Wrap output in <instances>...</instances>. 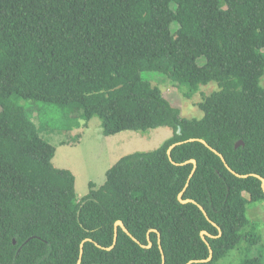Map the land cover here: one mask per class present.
Segmentation results:
<instances>
[{"label": "trees", "instance_id": "trees-1", "mask_svg": "<svg viewBox=\"0 0 264 264\" xmlns=\"http://www.w3.org/2000/svg\"><path fill=\"white\" fill-rule=\"evenodd\" d=\"M263 77L264 0H0V264H78L83 243L82 264H163L158 233L165 264H189L210 257L202 231L213 259L192 264L242 242L241 264H263L262 238L246 230L248 205L264 201L253 176L264 179ZM153 78L187 85L188 98L211 82L219 91L187 119ZM20 100L61 107L67 132L97 117L107 137L173 134L120 158L80 199ZM193 159L183 198L207 216L178 200ZM119 221L138 242L119 228L107 250Z\"/></svg>", "mask_w": 264, "mask_h": 264}, {"label": "rangeland", "instance_id": "rangeland-1", "mask_svg": "<svg viewBox=\"0 0 264 264\" xmlns=\"http://www.w3.org/2000/svg\"><path fill=\"white\" fill-rule=\"evenodd\" d=\"M173 30L176 29L173 28ZM152 80L151 83L154 86L158 85L164 97L187 119H201L203 112L198 104L205 97L219 91L218 84L211 82L208 85H201L199 90L188 98L185 96L189 91L187 85L172 82L167 78ZM261 86L264 87V77L261 80ZM19 103L31 114L33 121L40 128L41 136L57 148L53 165L58 169L70 170L76 177V193L80 199L89 193L90 183H93L96 188L105 183L107 171L120 158L137 152L154 151L173 134L172 129L162 127L147 132L126 131L107 137L103 134L102 122L97 117L89 122L88 130L75 129L67 132L61 128L66 121L61 107L24 100H20ZM79 134H81L80 143L77 146H71ZM62 141L71 145L61 146ZM245 197L249 196L245 194ZM247 212L250 226L246 230L254 229L261 236L263 243L257 246V251H261L264 264V201L250 203ZM246 247L247 244L242 242L215 264H241L248 255Z\"/></svg>", "mask_w": 264, "mask_h": 264}, {"label": "water", "instance_id": "water-1", "mask_svg": "<svg viewBox=\"0 0 264 264\" xmlns=\"http://www.w3.org/2000/svg\"><path fill=\"white\" fill-rule=\"evenodd\" d=\"M180 132V131H179ZM190 141H195V140H190ZM201 143H203L204 145H206L211 151H213L215 154H217L222 160H223V162L225 163V165L227 166V168L230 170V171H232L231 169H230V167L226 164V162H225V159H224V157L220 154V153H218L215 149H213L212 147H210L204 140H199ZM180 143H178V144H175V145H173L170 149H169V151H168V155H169V159L172 161V157H171V150L173 149V148H175L177 145H179ZM244 145V142L243 141H239L238 143H237V145H236V148H238V147H240V146H243ZM173 162V161H172ZM174 163V162H173ZM175 164V163H174ZM187 164H193L194 165V168H193V170H192V172H191V174H190V176H189V180H188V182H187V184H186V186H185V188H184V190H183V192H181L180 194H179V196H178V200L182 203V204H188V203H193V204H196V205H198L194 200H191V199H184L183 198V196H184V193L186 192V190H187V188H188V185H189V182H190V180L192 179V177L194 176V174H195V172H196V168H197V162H196V160H190V161H188L187 162ZM233 172V171H232ZM235 175H237L238 177H241V178H247V177H249V175H238V174H236L235 172H233ZM253 176H255L256 178H258V179H260L261 180V182H262V189H263V192H264V179L262 178V177H260V176H258V175H253ZM198 207L203 211V213L207 216V213H206V211L203 209V207L202 206H200V205H198ZM213 225L214 226H216V224H214L213 223ZM119 228H122V230L128 235V236H130L133 240H135L136 242H138L133 236H132V234L129 232V230L126 228V226L124 225V223L122 222V221H119V222H117L116 223V226H115V238H114V244H113V246L111 247V248H107V250H111L112 248H114V246L116 245V243H117V240H118V229ZM219 231H221L220 229H219ZM155 232H157V231H155ZM158 236H159V247H160V250H161V253H162V259H163V264H165V255H164V252H163V250H162V247H161V235H160V233H158ZM207 236H209V237H211V235L208 233V232H206V231H202L201 232V237H202V239H203V241L204 242H206V244L209 246V248H210V257L207 259V260H202V261H191L189 264H192V263H197V262H209V261H211L212 259H213V251H212V249H211V246H210V244H209V242L207 241ZM148 239H149V245L148 246H144V245H142V244H140L143 248H151L152 247V245H153V243L151 242V240H150V234L148 235ZM87 241H92V240H87ZM83 253H84V243L81 245V251H80V258H79V261H78V264H82V258H83Z\"/></svg>", "mask_w": 264, "mask_h": 264}, {"label": "crops", "instance_id": "crops-1", "mask_svg": "<svg viewBox=\"0 0 264 264\" xmlns=\"http://www.w3.org/2000/svg\"><path fill=\"white\" fill-rule=\"evenodd\" d=\"M89 125H90V123H89ZM89 125H88V127H87L85 130H88V129H89ZM83 132H84V130H83ZM83 132H82V135H84ZM80 141H81V139L78 141V143L73 144V145L66 143V141H62L60 144H61V146H66V145L77 146V144H79ZM56 149H57V148H56ZM87 194H88V193H87Z\"/></svg>", "mask_w": 264, "mask_h": 264}]
</instances>
